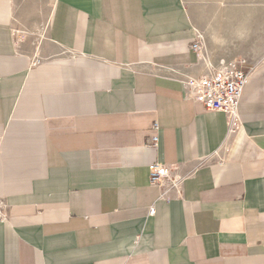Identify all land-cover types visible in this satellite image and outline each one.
Masks as SVG:
<instances>
[{
    "label": "crops",
    "instance_id": "1",
    "mask_svg": "<svg viewBox=\"0 0 264 264\" xmlns=\"http://www.w3.org/2000/svg\"><path fill=\"white\" fill-rule=\"evenodd\" d=\"M195 26L182 0H0V264H264V57L235 120L204 110Z\"/></svg>",
    "mask_w": 264,
    "mask_h": 264
},
{
    "label": "built area",
    "instance_id": "2",
    "mask_svg": "<svg viewBox=\"0 0 264 264\" xmlns=\"http://www.w3.org/2000/svg\"><path fill=\"white\" fill-rule=\"evenodd\" d=\"M191 46L196 50L202 49L198 39ZM251 68L244 60L223 62L220 59L195 76L183 74L181 83L185 97L200 103L204 110L221 111L228 120L233 121L237 118L238 104ZM158 129V124L153 122L150 128L152 145L158 142ZM164 169V166L158 163L149 166L151 184L165 188L184 177ZM168 172L172 173V177L166 175ZM149 211L152 212L153 208Z\"/></svg>",
    "mask_w": 264,
    "mask_h": 264
},
{
    "label": "rangeland",
    "instance_id": "3",
    "mask_svg": "<svg viewBox=\"0 0 264 264\" xmlns=\"http://www.w3.org/2000/svg\"><path fill=\"white\" fill-rule=\"evenodd\" d=\"M182 1L192 14L197 26H195L196 30L204 38L207 56L210 54L217 60H244L251 67L262 60L264 57V0L223 1L226 6L225 13L228 15L220 19L219 24H221L224 35L231 40L226 47L214 51L211 49L206 31L210 22L218 28L214 19L211 18L219 6L218 0ZM240 21H244L245 27L239 29L241 32H238ZM198 40L201 43L200 39Z\"/></svg>",
    "mask_w": 264,
    "mask_h": 264
},
{
    "label": "bare ground",
    "instance_id": "4",
    "mask_svg": "<svg viewBox=\"0 0 264 264\" xmlns=\"http://www.w3.org/2000/svg\"><path fill=\"white\" fill-rule=\"evenodd\" d=\"M223 1L224 0H218L217 1L218 4H219V6L217 8V11L211 16V18L214 19V22L218 25V28L214 27L211 24V22H210L209 27H208V29L206 31L212 51H214L215 49H218V48L226 47L229 44V42H230L229 40H231V39H228L226 37V35H224V33L221 30V24H219L220 23V19H222L223 17L228 15L227 13H225L226 6L224 5ZM244 27H245L244 21H240L239 25H238V32H241L239 29L244 28ZM197 36H198V39H200V41L202 43V49H201V53H200L201 56H202L201 57L202 61L209 63L208 60H211L210 57L212 55L210 56V54H209L207 56V50H206L207 46L205 44L204 38L202 37V35H200L198 33V31H197ZM210 53L212 54V52H210ZM218 60H220V59H218ZM221 60H223V62L226 61L225 59H221ZM211 62L213 63V61H211ZM212 63H209V64H212ZM166 175L169 176L168 173H166Z\"/></svg>",
    "mask_w": 264,
    "mask_h": 264
}]
</instances>
